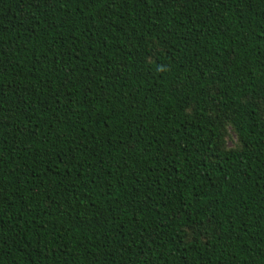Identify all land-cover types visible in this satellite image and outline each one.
Instances as JSON below:
<instances>
[{
	"label": "trees",
	"instance_id": "16d2710c",
	"mask_svg": "<svg viewBox=\"0 0 264 264\" xmlns=\"http://www.w3.org/2000/svg\"><path fill=\"white\" fill-rule=\"evenodd\" d=\"M0 264H264V0H0Z\"/></svg>",
	"mask_w": 264,
	"mask_h": 264
},
{
	"label": "rangeland",
	"instance_id": "374dc122",
	"mask_svg": "<svg viewBox=\"0 0 264 264\" xmlns=\"http://www.w3.org/2000/svg\"><path fill=\"white\" fill-rule=\"evenodd\" d=\"M224 144L227 148H234L237 145V137L232 129H227L226 137L224 138Z\"/></svg>",
	"mask_w": 264,
	"mask_h": 264
}]
</instances>
